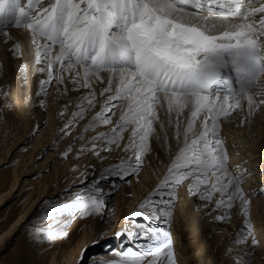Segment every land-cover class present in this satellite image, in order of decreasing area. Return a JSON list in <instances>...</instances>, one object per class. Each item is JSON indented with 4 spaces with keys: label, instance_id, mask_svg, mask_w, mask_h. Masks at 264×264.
I'll return each instance as SVG.
<instances>
[{
    "label": "snow or ice",
    "instance_id": "obj_1",
    "mask_svg": "<svg viewBox=\"0 0 264 264\" xmlns=\"http://www.w3.org/2000/svg\"><path fill=\"white\" fill-rule=\"evenodd\" d=\"M9 26L30 30L33 43H37V36L42 38L45 43L38 44V49L43 51L38 50L37 55L51 57L48 69L59 63L58 71H68L74 85L81 84V73L76 69L83 70L81 86L89 89L92 80L103 83L101 74H109L107 86L100 92L103 106L93 117L95 122L113 125L107 115H116L113 109L117 104L113 101L128 102L111 129L90 141L94 150L97 141H107L95 151L99 156L111 145L119 148L123 133L131 129L120 162L100 173L85 193L46 209L43 219L51 217L60 223L58 216H74L77 211L82 210V219L100 213L105 206L100 181L109 176L124 179L139 171L150 151L149 138L156 132L154 121L159 120L157 106L162 99L167 104L168 125L175 124L178 144L181 118L189 110L184 143L171 160L168 175L132 215L146 222L170 219L168 209L184 181H189L190 191L199 192L201 185H207L203 199L211 200L213 193H220L218 208L231 207L237 198L244 200L240 177L229 170L219 130L221 119L242 109V101H246L249 115L264 107V83L260 81L264 76V0H48L46 4L44 0H27L23 6L21 0H0V32L4 33L5 42L10 38L6 31ZM56 45L58 53L53 52ZM114 77L118 83L113 89ZM52 79L63 82L62 75ZM213 86H223V91L213 92ZM89 95L92 98L87 103L94 106L95 92L90 91ZM83 115V111L73 113V118ZM197 121L202 129L198 135ZM70 124L72 121L64 129ZM164 127L161 123L160 128ZM155 138L161 139L158 134ZM167 141L165 134L163 142ZM225 193L227 200L223 199ZM153 196L160 199L154 201ZM161 204L164 208L159 207ZM144 228L145 236L151 234L146 246L121 245L122 251L95 264H176L169 233L147 224ZM42 235L51 241L66 233L49 228ZM139 235L133 232L129 239L135 240ZM40 237L38 230L37 238ZM252 243L254 246L258 242L254 239Z\"/></svg>",
    "mask_w": 264,
    "mask_h": 264
},
{
    "label": "rangeland",
    "instance_id": "obj_2",
    "mask_svg": "<svg viewBox=\"0 0 264 264\" xmlns=\"http://www.w3.org/2000/svg\"><path fill=\"white\" fill-rule=\"evenodd\" d=\"M14 41L15 42H10L8 40L5 43L2 41L0 43L1 72L7 71L5 63L8 62L6 53L4 52V46L2 45H5V47L8 48V53L12 56V62L15 65L13 75L7 72L8 76L7 74L6 76H0V87L2 88L0 89V169L12 168L16 166V170L21 171V174H27L21 175V179L25 180L27 178L30 181L40 179L39 185L46 183L49 184L50 192L52 194L46 196L48 199L55 200L63 198V200H67L69 195H77L80 192L78 191L80 189L85 190L87 188L86 186L90 185L94 179H99L100 173H106L110 167H113L120 162V158L124 155L123 149L128 143V137L131 129L123 133L124 139L120 141L119 148L115 145H111L110 150H101L99 156L95 154V151L102 149L104 145L107 144V141H97V148L95 150L92 148L90 141L92 137L111 129V127L118 120L121 112L127 109L124 108V106L127 107L128 102L116 101L119 105H117L116 109H113V111H116V115L113 116L114 120H112L113 125L105 126L95 122L93 117L100 112L103 104L98 107V102L102 100L103 97H95L96 102L94 106H89L87 100L92 98L89 95L90 91H87L84 87L78 85V87L76 86L73 90H71L74 92L77 99H85L86 102H84L82 107L80 106L81 108L76 106V109H73L75 99L72 98L73 100L71 101V93L70 95L64 94L67 89V86L65 85L66 81L64 79L65 76H63V82L59 83L60 85L57 86H55V80L52 79L53 76L62 75V73L58 71L59 68L56 69V67H58L56 64L53 66L54 70L52 68V74L50 76H47L48 73L44 74V71H40V68L36 69L37 71L34 69L30 74L32 77L34 76L38 82H40L38 84L40 89L34 88L30 82H26L25 84L23 81L26 80L27 77H24L23 79H20L19 77L20 69L23 66V63H20L21 57L19 58L18 56H20V54L28 48L32 51L33 46L31 47L25 45L23 40L20 41L18 39H14ZM48 62L49 59L45 62V59L40 57L36 64L46 70ZM66 78L68 81H71L69 76L66 75ZM41 81L49 82L47 85V83L41 84ZM114 86L115 85H113V88ZM37 93H39V95ZM110 94H114V92L106 93L105 95ZM158 110L159 108H157V115ZM81 111L84 112L83 118L77 116L74 119L73 113ZM107 115L111 116L112 113L109 112ZM174 115L175 114L173 113V119ZM166 118L167 119L164 122L162 118L154 121L156 132L149 138L150 151L145 155L143 165L136 174L127 176L124 179H120L119 176H109L107 180L100 181L99 187L103 189L105 206L102 208L93 224V229L96 233L95 236L101 235L102 233L115 234L117 231V234L121 232L125 234L128 230L137 232L133 226L129 224L130 218L128 213L136 212L138 206L162 183L165 176L168 175L167 168L170 165L172 157L171 149L176 148L183 143L182 138L180 139L179 144L175 146L174 140H170L171 138H174L173 136H170L167 144L164 142H158L154 139V136L157 134L162 135L163 131L168 132L171 129L176 131L175 124L170 127L168 125V116ZM181 119L183 120V123L179 125V129H184L187 125V119ZM68 121H72V124H70L67 129H64V126ZM90 121L94 122L90 123ZM161 123L166 125L163 129L160 128ZM199 123L200 121H197L195 130ZM91 124H95V126L90 127ZM65 132H68L69 134L66 135ZM229 137L230 136H228V138ZM20 146L23 148L21 151H19ZM69 147H71V151L68 150ZM178 151H176V155L178 154ZM173 152H175V150H173ZM65 153H67V155H65ZM129 155H131V152H129ZM18 162L19 164L17 165ZM73 166L79 167V170L76 174H74L76 176L71 178L69 173L70 170L74 168ZM92 166L93 168H91ZM145 166L150 169L149 175L151 174V176L149 177L146 174ZM68 177H70L69 181L71 183H68V185L62 187L61 189L56 187V183H60L61 180ZM133 178L134 181L131 182V179ZM111 182L114 183L112 187H109ZM188 182L189 181H184L177 188L176 198L172 200V205L169 207L171 217L168 219L166 224L164 222L162 225L161 228L163 231L159 232L169 233L170 239L173 237V227L174 229H179L176 207H178V205L182 206L184 210L177 213L181 215L183 220H187L189 224H186L185 233L182 234L183 237L179 238V243L177 244L179 245L178 248L175 249L173 246L174 244H172L173 253L175 251L174 258L176 264H213L214 262H225L224 256L226 257L228 254L226 255L225 252L223 253L222 251L223 242L226 238L228 241H231L230 238L233 239L235 236L232 235L235 233V223L232 225L231 221L232 216L219 221L223 223L225 228L223 226L216 228L212 224L218 221L213 217L214 205L212 204L211 206V203L207 204L205 203L206 201L199 203L198 206H194L192 204V200L194 198L203 199L202 194L205 190L201 192L202 194L200 191L196 192L195 189L190 191L188 188ZM122 183L123 185L128 186V189L124 190V199H122L120 203H124L121 207L122 210L127 206V211L126 215L120 213L117 216L118 209L116 208V205L118 204H116V198L120 190H122L119 186ZM32 184L33 183H31L30 186ZM16 194H18V191L14 192V196L3 200L0 204V211L8 209L9 216L18 212L21 204V198L17 197ZM214 194L215 193H213L212 196ZM167 198L168 197L165 199ZM130 200L133 201V204L130 207L131 209H128L129 203L131 202ZM214 203H216V201ZM227 208L228 207H225L224 211L228 210ZM37 209L38 208L35 207L33 213L30 211L29 215L25 217V220L21 222L22 225L19 226L20 231H18V233H21V228L27 224L33 229L35 228V226H33V222L38 216L37 214L39 210ZM251 213L253 217L256 214V211L253 209ZM190 214H193V216H190ZM254 222L256 227H260L259 231L256 232L257 237L260 238L261 234L264 235V228H262L261 224L256 223L255 218ZM246 224L251 225L249 230H252L253 227H255L252 225V222H246ZM96 225H98V227H96ZM149 225L153 227L155 224ZM185 238L189 241L193 240L192 247L188 245L184 251L179 250L183 248ZM134 241L135 244L139 242L138 239H135ZM13 242L14 239L7 243L4 250H8ZM115 244L116 243L111 244L110 247L104 250H110ZM232 245H234V243L228 242L227 249L231 248ZM136 247L137 246L134 245V248ZM99 251H102V249L97 248L92 252ZM185 251H187L185 255L186 258L184 257L185 260H182L179 256H183ZM176 252H178V254H176ZM89 254L90 252L85 254L81 251L78 254L79 256L74 257V262L71 261L69 264H80L83 260L88 259ZM257 257L258 258L253 262V264H264L263 243L260 244L257 249ZM230 258L231 259L229 260L232 262L233 257L231 256ZM249 260L250 259H248V261Z\"/></svg>",
    "mask_w": 264,
    "mask_h": 264
},
{
    "label": "bare ground",
    "instance_id": "obj_3",
    "mask_svg": "<svg viewBox=\"0 0 264 264\" xmlns=\"http://www.w3.org/2000/svg\"><path fill=\"white\" fill-rule=\"evenodd\" d=\"M44 2L46 4L48 0H44ZM6 31L7 33L10 34V38H7L6 42L8 40L10 42H15L14 39H18L20 41L23 40L24 44L27 46H31V47L33 46L32 51H30L28 48L26 51L22 52L20 56H18L19 58L21 57L20 63L21 62L23 63V66L20 69L19 77L20 79L27 77L26 80L23 81L25 84L26 82L28 83L30 82V84L34 88L40 89L38 87V84L40 82H38V80L35 79L34 76L32 77V75L30 74L33 72L34 69L36 70L40 68L41 71L42 67L36 64V62L40 59V56L37 55L38 50L43 51V49H38V44H43L45 43V41H43L42 38L37 36L36 37L37 43H33V37L30 30L24 27L10 26L6 29ZM1 41L5 43V36L3 32H0V43ZM2 46H4L5 49L4 52L6 53L8 62L5 63L7 71L1 72L2 69H0V76H6V74L8 76L7 72L13 75V70L15 65L12 62V56L10 55V53H8V48L5 47V45ZM58 51H59V46L58 45L54 46L53 52L58 53ZM44 59L46 62V60L51 59V57H47ZM56 66H58L56 67V69L60 68L59 63H57ZM75 71H80L81 84H82L83 70L76 69ZM43 73L44 74L48 73L47 76H50V73L52 74V69L47 68ZM66 75L70 77V73L68 71L62 73V76H65V78L64 77L63 78L65 79L66 81L65 85L67 86L66 87L67 89L65 90L64 94L70 95L71 93L72 96L70 97L71 101L73 100L72 98L75 99L74 102L75 105L73 106V109H76L75 108L76 106H79V108H81L84 102H86V100L77 99L76 95L72 91L76 86L77 87L78 85L81 86V84L74 85L72 81L67 80ZM101 75L103 77V83H100L96 80H92L91 89L85 88L87 91H94L95 97H100L101 90L107 86V79L109 74L102 73ZM260 81L261 83H264V76L260 78ZM116 83H118V79L114 77L113 85H116ZM57 85L60 84L55 81V86ZM0 89L2 88L0 87ZM113 103L117 104L116 101H113ZM102 104H103V99L98 102V107H100V105ZM124 108L127 107L124 106ZM157 108H159L158 110L159 118H162L163 122L166 121L167 119L166 117L168 116L166 101H163L162 99L161 105L157 106ZM189 115H190L189 110H185V115L182 118L187 119ZM111 119L114 120L113 115H111ZM92 122L94 121H90V123ZM184 129L183 128L179 129L181 133L180 139L183 138ZM201 130L202 129L200 122L195 130L196 135H198ZM165 134H167L169 140L170 136L174 137L175 131L173 129L169 130L168 132L163 131L162 135H159L161 137L160 140H157L155 136L154 139L158 142H163V138ZM219 136L222 141L223 147L226 150L229 170L234 175H238L240 177V181H241L240 187L242 189L244 200L237 198L235 201L231 202L232 205L231 208H229L227 205H222L218 208L216 207V204L217 201L221 199V194L215 193L210 201L201 198L199 199L194 198L192 200V204L194 206H198V204L201 202L203 203V201H206L205 203L207 204L211 203V206L213 204L214 205L213 217L218 221L212 224L216 228L223 226V223L219 221L231 216H232L231 218L232 225H234L233 223H235V228H234L235 233L232 234L235 236L233 237V239L230 238L231 241H228L226 238L225 241L223 242L222 251L223 253L225 252L226 255L228 254L226 257L224 256L225 262L224 261L222 263L214 262L213 264H253V262L258 258L257 257L258 247L260 246V244L262 243L264 244V237H262L264 235L261 234V237L258 238L256 233L257 231H259L260 227H256V225H254L255 224L254 218H255L256 223L261 224L262 228H264V193L261 192V189H264V107L255 111L254 114L249 115L246 108V101H242V109H236L232 111V114L230 116L221 119ZM228 136L230 137L228 138ZM190 138H191V134H190ZM170 140L171 141L174 140L175 146L178 144L175 138L173 139L171 138ZM183 143L178 147L171 149L172 150L171 160L176 155V151L179 150V147L183 146ZM21 147L22 146L19 147V151L23 149ZM173 150H175V152H173ZM18 164L19 162L17 163V165ZM15 167L0 169V204L3 202L4 199L14 196L15 191H18V194H16L17 197L21 198L20 200L21 204L19 206V210L17 213L12 214V216H9L8 209H6L5 211H0L1 213L0 214V264H69L71 261L74 260V257L79 256L78 254L81 251H83L85 254L87 252L88 253L90 252V254L88 255L89 256L88 259L83 260V262L80 264H95L96 261L110 259L113 257V255L116 252L122 251L121 245H123L124 248L127 247L134 248V245L146 246L149 243V237L151 236V234H148V236L144 235V232L146 230L144 228V225L147 224V226H150L149 224H155L152 228L157 229L158 231H163L161 227L164 224V222L166 224L168 221L167 218H162L158 221L146 222L142 218L138 219V217L133 216L132 214L135 212L128 213L130 218L129 224H131L133 228L138 233H140L139 237L137 238L139 242L135 244L134 240L129 239V235L134 232V231L132 232V230L126 231L127 233H125L124 235L117 234L118 233L117 231L115 234L102 233L101 235L95 236L96 233L94 232L93 224L95 222L96 217L99 214H92L82 219L81 218L82 210H81V211H77L74 216H67V215L58 216V219L61 221L60 223H55L53 218L51 217L45 220L43 219V216L46 209L54 205H57L61 202H65V201L70 202L76 197V195H69L67 200H63V198H58L55 200L48 199L46 196L52 194L50 192L49 184L46 183L43 185L42 184L39 185L40 179L36 181H30L29 179L26 178L25 180H23L20 178L21 175H27V174H21V171H17ZM73 167L74 168H72L69 173L71 178L76 176L74 174H76V172L79 170V167H75V166ZM145 167H146L147 176L148 177L151 176V174L149 175L150 169H148L147 166ZM91 168H93V166ZM70 177L61 180L60 183H56V187L61 189L62 187L68 185V183H71L69 181ZM131 180H132L131 182H133L134 178ZM31 183L33 184L30 186ZM113 183L114 182H111L109 187L110 186L112 187ZM88 186L89 185H87L86 187ZM119 186L121 187L122 190H120L116 198L117 201L116 204H118L116 205V208L118 209L117 216L120 213L126 215V211H127V206L122 210L121 207L123 206L124 203H120V202L122 201V199H124L123 192L124 190L128 189V186L123 185V183L120 184ZM206 187L208 186L201 185L200 193L204 191ZM78 191H80L79 193H85V190L82 189ZM159 199H160L159 196L153 197L154 201H158ZM223 199L224 200L228 199L227 193L224 194ZM130 201L131 202L129 203L128 209H131L130 207L133 204V201L132 200ZM215 201L216 203H214ZM244 201H247L248 203L245 205ZM35 207H37L38 208L37 210H39L38 214L36 212L38 216L36 220L33 222L34 223L33 226H35V228L33 229L31 226L27 224L24 225L23 228H21V233L20 232L18 233V231H20L19 226L22 225L21 222L25 220V217L29 215L30 211H32V213L34 212ZM159 207L164 208V205L161 204L159 205ZM225 207H228L227 208L228 210L224 211ZM176 208H177L176 215H177V221L179 222V229L177 230L176 228L174 229L173 227L172 230L173 237H171V242L172 244H174L173 246L175 247V249H177L179 246L177 245L179 243V238L183 237L182 234L185 233L186 224H189L187 220L185 219L183 220V218H181V215L177 213L184 210L183 207L178 205V207ZM253 209L256 211V214L252 217L251 212L253 211ZM190 216H193V214H190ZM219 217H224V218L220 219ZM64 221H67V223L65 224ZM133 221H135V223H133ZM246 222L247 223L252 222V225L255 227H253L252 230H249L251 225H247ZM203 223H204V219H203ZM96 227H98V225H96ZM223 227L225 228V226ZM49 228L57 232H64L66 233V236H57L54 237L51 241L44 239L42 235V231L49 230ZM241 229H244L243 233H241ZM38 230H41V237L39 239L37 238ZM12 239H14V242L11 244L9 249L4 250L6 244L9 243ZM254 239L258 243H256L253 246L252 242ZM184 241L185 242L183 248L179 250L184 251V249H186L187 248L186 246L188 245L192 247L193 240L189 241L187 240V238H185ZM228 242L234 243V245H232L231 248H229L230 250L227 249ZM114 243L116 244L110 250H104L110 247V245ZM97 248L102 249V251L92 252L94 249ZM186 253L187 251H185V254H183V256H179V257L182 258V260H185L184 257L186 258L185 256ZM248 253H251V255L250 256L247 255ZM176 254H178V252H176ZM231 256L233 257L232 262L229 260L231 259L230 258ZM248 259L250 260L248 261Z\"/></svg>",
    "mask_w": 264,
    "mask_h": 264
}]
</instances>
